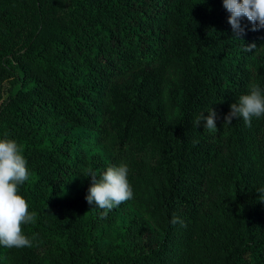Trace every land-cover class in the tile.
<instances>
[{"label": "trees", "instance_id": "16d2710c", "mask_svg": "<svg viewBox=\"0 0 264 264\" xmlns=\"http://www.w3.org/2000/svg\"><path fill=\"white\" fill-rule=\"evenodd\" d=\"M222 0H0V139L22 148L32 247L0 264H264V29L233 38ZM255 43L254 52L244 46ZM217 131L194 121L211 109ZM133 199L85 197L109 166ZM178 216L186 225H173Z\"/></svg>", "mask_w": 264, "mask_h": 264}, {"label": "clouds", "instance_id": "9594fccd", "mask_svg": "<svg viewBox=\"0 0 264 264\" xmlns=\"http://www.w3.org/2000/svg\"><path fill=\"white\" fill-rule=\"evenodd\" d=\"M223 7L230 14L228 23L233 32V38L240 39L245 35L242 20L251 25V31L264 29V0H222ZM255 43L244 46L245 52H254ZM264 117V90L252 83L249 93L241 95L238 102L230 105V111L223 117L225 125H231L235 119L242 118L246 127L252 126L253 118ZM220 117L212 108L205 117L202 114L194 124L199 127L205 121L204 128L217 131L216 121ZM129 167L121 163L119 166H109L97 178L96 173L89 171L91 186L85 199L95 209L103 210L102 219L114 208L133 199L134 193L128 181ZM29 179L27 161L22 155V148L12 139H0V246L6 248L32 247L33 241L23 232V225L35 221V213L29 212V205L20 194V186ZM261 191H264L262 189ZM171 223L186 227L184 222L173 216Z\"/></svg>", "mask_w": 264, "mask_h": 264}]
</instances>
